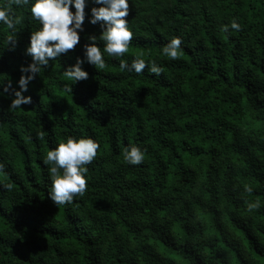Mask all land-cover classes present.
Returning <instances> with one entry per match:
<instances>
[{"label":"trees","instance_id":"obj_1","mask_svg":"<svg viewBox=\"0 0 264 264\" xmlns=\"http://www.w3.org/2000/svg\"><path fill=\"white\" fill-rule=\"evenodd\" d=\"M100 6L89 0L80 43L49 61L14 112L39 23L16 9L14 49L0 25V78L12 85L0 96V264H264V0H129L122 59L163 73L122 72L105 54L104 69L84 63L88 78L66 92L64 70L102 31L89 22ZM233 19L240 30L222 32ZM173 37L175 60L161 51ZM69 136L100 147L84 195L57 208L42 159ZM129 145L144 150L140 165L123 160Z\"/></svg>","mask_w":264,"mask_h":264},{"label":"clouds","instance_id":"obj_2","mask_svg":"<svg viewBox=\"0 0 264 264\" xmlns=\"http://www.w3.org/2000/svg\"><path fill=\"white\" fill-rule=\"evenodd\" d=\"M89 0H0V25L8 30L4 43L6 47L15 48L17 39V25L20 19L16 15V9L28 7L31 19L39 23L37 30L30 36V43L26 48L32 62L27 67H21V75L18 80L19 90H12L9 111L14 112L21 109L22 105L31 104L30 96L22 93L28 90L29 83L40 75L42 70L48 66L50 60H55L61 54H66L80 43L79 33L83 31L85 20V8ZM100 7H92L89 22L93 25L101 23L99 36L87 37L89 41L83 46L84 58H77L74 65L64 70V77L70 84L65 85L66 92L72 91L71 84L86 80L88 73L83 70L82 65L88 63L96 69L106 67L105 54L109 57L119 59V69L124 72L142 74L147 67L150 74L159 77L164 69L155 61H145L140 56L132 59L129 64L122 59L129 52V45L133 39V32L129 28V0H92ZM74 8L75 11H71ZM230 30L239 31L240 24L233 19L230 24L222 25L221 31L228 33ZM103 43V49L98 43ZM181 39L171 38L161 49L164 56L175 60L181 51ZM4 78H0V96L9 92L12 87L11 80L4 86ZM100 147L97 141L91 138L66 137L59 142L54 149L47 151L42 163L47 167L49 178L52 182L49 191V199L58 208L73 202L76 196H83L87 183V165L97 156ZM123 160L129 165H140L144 161L145 152L136 145H129L122 150ZM2 169V165H0ZM251 193L250 187L245 189ZM260 202L248 204V210L259 208Z\"/></svg>","mask_w":264,"mask_h":264}]
</instances>
